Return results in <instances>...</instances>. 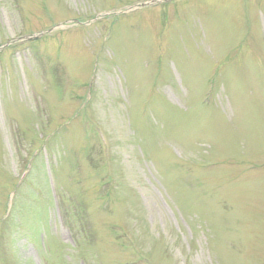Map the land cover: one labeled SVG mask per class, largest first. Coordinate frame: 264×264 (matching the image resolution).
Returning <instances> with one entry per match:
<instances>
[{"label": "rangeland", "instance_id": "1", "mask_svg": "<svg viewBox=\"0 0 264 264\" xmlns=\"http://www.w3.org/2000/svg\"><path fill=\"white\" fill-rule=\"evenodd\" d=\"M0 264H264V0H0Z\"/></svg>", "mask_w": 264, "mask_h": 264}]
</instances>
